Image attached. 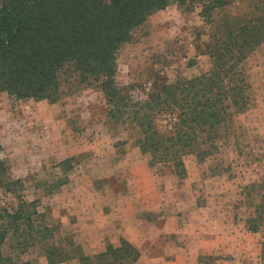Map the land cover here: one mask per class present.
<instances>
[{
	"label": "rangeland",
	"instance_id": "374dc122",
	"mask_svg": "<svg viewBox=\"0 0 264 264\" xmlns=\"http://www.w3.org/2000/svg\"><path fill=\"white\" fill-rule=\"evenodd\" d=\"M227 1L232 5L216 14L219 20L250 11L247 0ZM205 2L155 13L121 48L116 80L135 100L211 69ZM244 69L252 109L218 128L206 160L183 158L185 178L168 164L151 167L137 145L139 129L110 122L103 94L85 86L57 104L0 94V156L24 181L26 199L88 255L125 239L141 252L138 264H264V232L247 230L251 209L242 197L264 175V44ZM159 124L164 130L168 121ZM70 158L73 169L65 176L60 163ZM22 258L47 264L39 248Z\"/></svg>",
	"mask_w": 264,
	"mask_h": 264
},
{
	"label": "trees",
	"instance_id": "16d2710c",
	"mask_svg": "<svg viewBox=\"0 0 264 264\" xmlns=\"http://www.w3.org/2000/svg\"><path fill=\"white\" fill-rule=\"evenodd\" d=\"M191 1L0 0V94L16 102L57 104L74 87L97 89L108 105L110 122L139 129L137 145L150 156V166L171 165L185 178L183 158L206 160L218 128L252 109V85L244 66L264 44V0H247L249 12H229L220 20L216 14L232 1L205 0L202 15L212 27L205 50L211 69L135 100L116 80L121 48L152 15ZM160 118L168 121L164 130ZM73 159L60 163L65 176ZM25 193L24 181L13 177L9 162L0 156V264H34L22 257L36 248L47 264L139 263L141 252L125 239L100 254H86L61 234L60 226L49 224ZM2 197L14 202L3 204ZM242 197L251 209L247 230L264 232V175L245 186Z\"/></svg>",
	"mask_w": 264,
	"mask_h": 264
},
{
	"label": "crops",
	"instance_id": "0c3cea01",
	"mask_svg": "<svg viewBox=\"0 0 264 264\" xmlns=\"http://www.w3.org/2000/svg\"><path fill=\"white\" fill-rule=\"evenodd\" d=\"M125 235H126V237H127L128 239H130V240L133 239L132 236H131L128 232H126ZM185 250H186V249H184V251H185ZM186 253H187V251H186ZM190 253H191V252H190Z\"/></svg>",
	"mask_w": 264,
	"mask_h": 264
}]
</instances>
